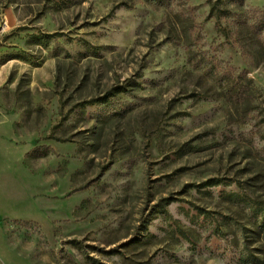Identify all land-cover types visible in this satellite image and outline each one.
<instances>
[{"label": "rangeland", "instance_id": "1", "mask_svg": "<svg viewBox=\"0 0 264 264\" xmlns=\"http://www.w3.org/2000/svg\"><path fill=\"white\" fill-rule=\"evenodd\" d=\"M0 0V264H264V0Z\"/></svg>", "mask_w": 264, "mask_h": 264}, {"label": "trees", "instance_id": "2", "mask_svg": "<svg viewBox=\"0 0 264 264\" xmlns=\"http://www.w3.org/2000/svg\"><path fill=\"white\" fill-rule=\"evenodd\" d=\"M221 1L224 0H215V2L211 4L210 12H213L216 9L217 4L220 3Z\"/></svg>", "mask_w": 264, "mask_h": 264}]
</instances>
